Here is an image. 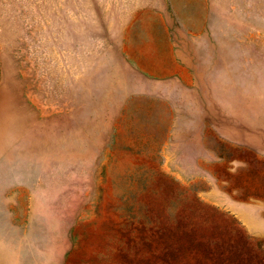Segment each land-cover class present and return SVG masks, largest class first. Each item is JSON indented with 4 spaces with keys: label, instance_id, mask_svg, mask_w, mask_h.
Here are the masks:
<instances>
[{
    "label": "rangeland",
    "instance_id": "obj_1",
    "mask_svg": "<svg viewBox=\"0 0 264 264\" xmlns=\"http://www.w3.org/2000/svg\"><path fill=\"white\" fill-rule=\"evenodd\" d=\"M0 264H264V0H0Z\"/></svg>",
    "mask_w": 264,
    "mask_h": 264
}]
</instances>
